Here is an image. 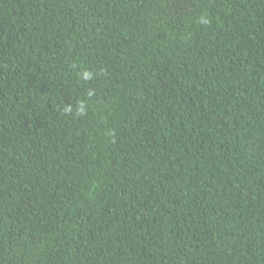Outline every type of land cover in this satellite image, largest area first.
I'll use <instances>...</instances> for the list:
<instances>
[{"label": "trees", "instance_id": "trees-1", "mask_svg": "<svg viewBox=\"0 0 264 264\" xmlns=\"http://www.w3.org/2000/svg\"><path fill=\"white\" fill-rule=\"evenodd\" d=\"M0 264H264V0H0Z\"/></svg>", "mask_w": 264, "mask_h": 264}]
</instances>
